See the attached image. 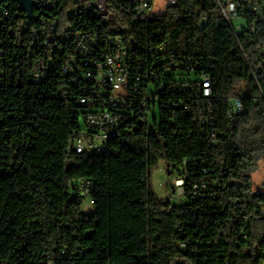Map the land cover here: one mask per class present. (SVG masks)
Returning a JSON list of instances; mask_svg holds the SVG:
<instances>
[{"label": "trees", "instance_id": "16d2710c", "mask_svg": "<svg viewBox=\"0 0 264 264\" xmlns=\"http://www.w3.org/2000/svg\"><path fill=\"white\" fill-rule=\"evenodd\" d=\"M33 1L34 22L0 2V264H264V190L250 176L264 153V21L237 35L218 0H174L150 16L140 0H105L104 14L88 7L98 0ZM80 33L98 40L91 57L100 61L122 39L132 86H166L161 125L135 99L101 155L71 149L87 129L85 65L72 68ZM173 59L183 67L169 70ZM202 76L210 98L176 87ZM237 97L244 111L233 117ZM161 162L185 178L181 200L155 192Z\"/></svg>", "mask_w": 264, "mask_h": 264}, {"label": "built area", "instance_id": "2783aa9c", "mask_svg": "<svg viewBox=\"0 0 264 264\" xmlns=\"http://www.w3.org/2000/svg\"><path fill=\"white\" fill-rule=\"evenodd\" d=\"M40 1L38 0L37 2ZM33 3L35 6L34 1ZM175 3L174 0H170L169 6ZM218 5L224 19L233 27L237 35H254L255 22L257 20L264 21V0H218ZM106 6L105 0H98L88 5L89 8H95L102 14L106 12ZM139 10L142 14L146 13L147 16H150L149 14H152L151 0H140ZM235 21H242V24L235 25ZM247 31L251 33H247ZM75 43L76 48L72 57V68L76 69V66L80 64V60L85 65L84 79L86 83L84 89L86 90L81 89L78 104L85 110L83 119L87 129L80 132L75 138L71 149L76 154L101 155L105 152L108 139L116 136L122 124L123 116L120 112L122 108L131 104L133 100L139 99L141 107L147 116L148 111L152 110V108L156 109L157 101L160 99L158 93H164L166 86L162 84L154 93L145 89L141 90L138 84L132 86L129 53L124 47L122 39L110 40V46H112L101 61L91 57V52L98 45V40L95 37L80 33L75 36ZM258 58L260 59L258 68H263V50L258 51ZM246 60L249 61L248 56H246ZM182 67L183 64L176 62L175 59L169 62L167 66L169 70H179ZM140 81L138 78V83ZM173 87L167 88L169 92H171ZM176 87L182 93H192L193 98L198 95L204 98L212 96V81L207 76H202L195 82L177 83ZM261 97L264 99V91L261 92ZM185 108L190 109L188 104H185ZM200 110L201 123L205 125L211 124L212 107L208 105ZM243 111L244 106L241 98L237 97L235 99V108L232 110L233 117ZM209 138L212 143L216 142L218 137L214 130L209 132ZM173 184L177 190V195L182 198L185 193V178L177 175V179L173 181ZM90 187V182L84 184L83 190L86 195L89 193ZM181 247L184 248L185 245L182 244Z\"/></svg>", "mask_w": 264, "mask_h": 264}, {"label": "rangeland", "instance_id": "374dc122", "mask_svg": "<svg viewBox=\"0 0 264 264\" xmlns=\"http://www.w3.org/2000/svg\"><path fill=\"white\" fill-rule=\"evenodd\" d=\"M152 3V13L157 14L161 11H164L169 6L168 0H151ZM107 11V6H106ZM235 25H241L242 21H235ZM181 79H184L186 77H183L180 75ZM154 91V88L151 89ZM155 118L157 120V125H161L160 120V111L158 107L152 108V110L148 111L147 113V121L150 126L154 125ZM81 124L85 127L83 119H81ZM173 170V169H172ZM172 170L170 168L171 175H168L167 166L161 162L159 169H156L153 172L152 177V186L155 190V192L159 195L160 198L167 199L169 197L174 198L175 201L181 200L179 196L177 195V190L174 187L173 181H176L177 174L172 173ZM250 176L252 180V184L254 187V191L258 193L259 191L264 190V153H261L258 155V158L253 161L252 167L250 168ZM83 211L86 214H91L95 211L94 205L91 202V199L89 197L83 198Z\"/></svg>", "mask_w": 264, "mask_h": 264}, {"label": "water", "instance_id": "95a60500", "mask_svg": "<svg viewBox=\"0 0 264 264\" xmlns=\"http://www.w3.org/2000/svg\"><path fill=\"white\" fill-rule=\"evenodd\" d=\"M3 0H0V2ZM9 1H13L17 4H19L22 8L23 11L27 14V18L31 21H36L38 20V17H35L34 15V10H35V6L32 0H9ZM167 170H168V175L170 176V165H167Z\"/></svg>", "mask_w": 264, "mask_h": 264}, {"label": "bare ground", "instance_id": "6f19581e", "mask_svg": "<svg viewBox=\"0 0 264 264\" xmlns=\"http://www.w3.org/2000/svg\"><path fill=\"white\" fill-rule=\"evenodd\" d=\"M4 1V0H3ZM7 1H9V0H7ZM2 2V1H1ZM20 30L21 31H23V29L22 28H20ZM234 108H235V100H234Z\"/></svg>", "mask_w": 264, "mask_h": 264}]
</instances>
